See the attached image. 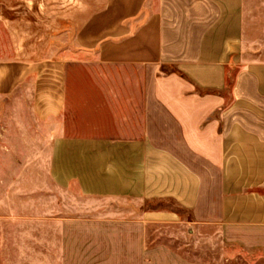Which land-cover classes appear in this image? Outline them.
<instances>
[{
  "label": "crops",
  "instance_id": "crops-1",
  "mask_svg": "<svg viewBox=\"0 0 264 264\" xmlns=\"http://www.w3.org/2000/svg\"><path fill=\"white\" fill-rule=\"evenodd\" d=\"M4 95L42 149L0 189V264H264V0H109Z\"/></svg>",
  "mask_w": 264,
  "mask_h": 264
},
{
  "label": "rangeland",
  "instance_id": "rangeland-1",
  "mask_svg": "<svg viewBox=\"0 0 264 264\" xmlns=\"http://www.w3.org/2000/svg\"><path fill=\"white\" fill-rule=\"evenodd\" d=\"M108 1L0 0V66L55 56ZM40 134L41 122L33 114L31 100L22 95L0 96V189L21 174L29 155L41 152ZM158 231L168 235L176 230L152 228V234Z\"/></svg>",
  "mask_w": 264,
  "mask_h": 264
}]
</instances>
